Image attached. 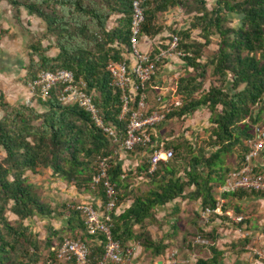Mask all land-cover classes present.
Listing matches in <instances>:
<instances>
[{
    "label": "trees",
    "instance_id": "obj_1",
    "mask_svg": "<svg viewBox=\"0 0 264 264\" xmlns=\"http://www.w3.org/2000/svg\"><path fill=\"white\" fill-rule=\"evenodd\" d=\"M7 1L16 9L23 8L28 16L40 19L45 26V35L54 40L56 53L53 56L46 53L49 46L41 48L39 41L29 45L30 52L23 67L24 83L40 71H70L75 81L85 83L104 124L115 130L117 141L121 140L125 136L127 115L118 119L120 103L117 93L109 86L110 78L105 68L109 62L121 61L126 51L131 0ZM142 7L141 36L146 37L160 33L161 28L157 26L160 14L176 8L183 9L187 15L192 14L188 29L171 31L170 38L177 40L175 53L182 55L178 59L191 69L192 74L176 81L170 98L180 99L179 105L170 107L164 122L206 108L210 113L208 146L212 151L192 155L179 170L182 146L167 143L164 149H171L170 159L149 173L148 162L140 168L156 183L154 188L135 197L117 213V205L123 200L117 195L123 169L119 161L111 159L116 141L98 130L85 111L76 105L59 103L53 91L44 101L35 100L36 105L43 108L42 112L33 107L10 104L0 92V111L3 113L0 117V264H37L40 260L39 242L22 221L33 216L49 217L53 211L39 200L32 185L26 182L24 174L27 172L35 174L39 169H49L53 176L76 190L94 189L99 210H103L107 202L103 180L93 185L92 179L97 174L98 159H108L105 181L113 186L115 199L114 210L110 212L111 237L123 248L137 243L144 252L157 257L171 250V246L153 240L145 229L144 222L152 218L155 208L175 199L199 200L201 208L214 207V189L216 191L223 184L229 172L221 170V156L236 151L240 162L246 153L245 141L252 136L253 126L264 120V0H144ZM229 15L237 18L234 27L227 26ZM111 19L113 25L107 27ZM191 30H198L201 41L191 38ZM213 36L217 38L216 51L202 63L203 49ZM165 48L166 45L153 48L150 54ZM209 67L214 82L195 99L193 96L200 90ZM158 92L155 78L147 81L146 103L156 98ZM151 142H154L153 136ZM147 149L148 145L137 146L127 153ZM227 196L264 199L262 194L241 190L221 195L222 198ZM74 206L66 211L67 224L78 235L73 234L68 239L83 241L88 247L89 259L96 262L103 255L104 239L85 234L81 214ZM225 209V205L222 206V210ZM7 212L14 215L18 223L11 224L6 218ZM191 234L192 237L198 234L204 241L215 239L213 233L198 228ZM62 240L60 238L57 244ZM246 243L247 240L238 242L241 248ZM45 247L47 262L41 264L59 263L49 239L45 240ZM208 250L211 259L198 260L196 264L217 262L221 252L213 246Z\"/></svg>",
    "mask_w": 264,
    "mask_h": 264
},
{
    "label": "rangeland",
    "instance_id": "obj_2",
    "mask_svg": "<svg viewBox=\"0 0 264 264\" xmlns=\"http://www.w3.org/2000/svg\"><path fill=\"white\" fill-rule=\"evenodd\" d=\"M210 4L211 2L209 1L207 4L208 9L210 8ZM191 16L192 14L187 15L183 9L180 8L171 9L160 14L157 19V26H159L161 30L160 33L156 35L158 37L156 42H160L161 44L156 43L153 45L154 48L156 45L160 48L166 45L163 43L169 41L172 30L188 29ZM228 18L230 22L227 23V26L234 27L237 24V18L230 15ZM112 25L113 20L111 19L107 23V27H111ZM198 33V30H191V38L201 41L198 38ZM210 39V44L203 49L202 58L200 60L202 63L216 51L217 38L213 36ZM37 41H39L41 48L49 46V49L46 51L49 56L55 55L56 50L53 47L54 40L45 35V26L41 20L34 16H28L23 8L16 9L10 6L7 0H0V58H2V55H5V53H10L12 57L15 56L12 58L13 63L16 59L25 66L28 53L30 52L29 45L35 44ZM17 66L12 67L14 73L17 72ZM210 71L211 69L209 67L202 81L200 90L193 96L195 99L206 92L208 87L213 84L214 78L210 75ZM159 72L157 80L155 79V85L160 88V95L164 102L159 105V102L154 100L155 98L151 99L153 96L150 93L149 97L151 102L147 104L149 108L155 107L154 109H156L159 106L169 108L170 102L172 101L170 94L174 89L176 81L181 77L192 74L191 69H188L182 62L178 61L167 62L163 68H160ZM24 77L25 72L23 71L21 76L15 78V81L19 79V83L16 84L18 89L23 91L24 95L22 99L16 100L14 96L7 99L2 89H0V92L6 102L10 104H20L29 108L33 107L37 112H42L43 108L36 105L35 101L32 99L29 104L30 100L25 90ZM173 100L177 99L175 98ZM2 115L3 113L0 111V117ZM209 117V111L201 107L180 119L167 120L155 127V135L153 137L154 144L162 143L163 147H166L167 143L180 144L183 154L178 161V166L179 170H181L187 159L192 155H198L200 151L205 154L212 151L208 146L210 129ZM149 154L150 149L145 151L135 150L130 153L120 152L111 156L113 161H120L123 169V176L121 177L122 184L117 191V195L123 198L117 205L119 211L125 209L135 197L144 195L156 185V183H153L146 176L143 170H140L143 165H148ZM221 162V170L230 171L233 166L239 162L237 152L233 151L229 154L222 155ZM156 168H158V166ZM156 168L154 170H156ZM147 173H149V171H147ZM179 175H182V173L180 172ZM24 176L26 182L32 185L33 192L39 200L53 211L49 217L33 216L22 221L23 226H26L28 231L33 234L39 242L40 260L37 264H41L47 262L45 240L49 239L54 247L57 245L60 238H71L73 234L78 235V232L76 233V231H74L75 233H73V231L70 230V226L67 224V209L80 200L84 201L87 197L88 200L94 201V198L97 199V196L94 194L95 190L91 188L87 191L82 189L76 190L72 185L53 176L49 169H39L35 174L27 172ZM213 194L214 197L218 196L215 189ZM228 204L227 207L230 206V204ZM256 204L259 205L260 203ZM200 209L199 200L190 201L187 199H175L162 207H156L155 211L152 213V218L145 220L144 226L153 240L162 241V243L165 244L169 243L172 249L178 245L181 240L193 239L192 234H190L192 232L190 226L192 225L191 222H196ZM6 218L13 225L18 223L17 218L8 212L6 213ZM135 228L136 227H134V229ZM184 232L186 233L185 235ZM152 258L153 256L151 254L146 253L144 260L145 264H152Z\"/></svg>",
    "mask_w": 264,
    "mask_h": 264
},
{
    "label": "built area",
    "instance_id": "obj_3",
    "mask_svg": "<svg viewBox=\"0 0 264 264\" xmlns=\"http://www.w3.org/2000/svg\"><path fill=\"white\" fill-rule=\"evenodd\" d=\"M144 0H131L130 3V24L126 51L122 54L119 62H109L105 68L110 78L109 86L116 94L120 103V113L118 119L125 115V136L117 141L115 130L104 124L102 115L92 100V94L86 89L82 81H75L73 74L68 70L40 71L35 78L25 83V90L29 98L35 101H44L50 92L55 93L56 100L63 105H76L85 111L93 125L105 136L116 141V153H127L137 146H147L150 149L148 156V171H153L160 163L166 162L171 158L172 151L164 149L162 143L154 144L151 142L152 131L155 127L162 124L166 113L170 107L179 105V101L174 100L170 107H158L149 110L146 103L145 84L147 81L156 77L158 64L171 56L177 58L182 56L175 53L177 40L171 37L166 44V48L157 53H144L139 49L141 36V26L144 22L143 15ZM156 101H160L157 97ZM247 147L239 165L230 170L223 184L217 188L218 195L232 193L238 190L246 193H258L264 195V170L256 169L252 161L261 153H264V120L253 126L252 136L245 141ZM108 159L102 158L97 161V174L92 179L93 185L101 180L107 202L103 210L95 209L92 205L78 204L73 208L81 214L84 232L88 236L99 235L104 239L103 255L92 262L88 257V247L79 239L63 240L51 248L55 253L59 263L65 264H132L134 248L137 243H130L126 247H121L118 241L111 237V218L110 212L114 210L115 199L113 186L106 178L108 169ZM214 207L201 208L198 213V220L201 225L209 223L212 216H229L222 211L223 201L221 198L215 199ZM243 217H232L234 223H240ZM264 237V233L262 234ZM254 243L244 247L245 253L256 260L264 262V244ZM192 243L207 244L198 234H195ZM153 264H156L153 262ZM162 264H189L187 259L177 256L175 250H169L163 255Z\"/></svg>",
    "mask_w": 264,
    "mask_h": 264
},
{
    "label": "crops",
    "instance_id": "obj_4",
    "mask_svg": "<svg viewBox=\"0 0 264 264\" xmlns=\"http://www.w3.org/2000/svg\"><path fill=\"white\" fill-rule=\"evenodd\" d=\"M157 38V36H142L139 41V49L144 53H150L154 48L153 45H155L156 43L161 44L160 42H156ZM155 48L160 49V47L157 45L155 46ZM14 57H12L10 53H5V55H2V58H0V89L3 90V94L7 99L11 96H14L16 100H19L20 98H23L24 94L23 91H21L17 87L16 83H19V79L18 81H15V78L21 76L22 72L24 71V66L21 64L22 62L16 59L13 63L12 58ZM176 61L181 62L176 56H171L164 59L158 66L159 71L160 68H163L165 64H167V62ZM13 66H17L16 68H18L17 72L15 71L16 73H14V71L12 70ZM158 75H156L155 77L156 80ZM160 94L161 92L159 88V92L155 98L156 100L157 97H159V105L164 102L162 101L163 98ZM173 101L174 100L172 99L171 102ZM160 107L163 106H159V108ZM154 129L151 133L153 137L155 135ZM239 163L240 162L234 165L233 168L237 167ZM252 164L256 169L264 170V153H261L256 159H254L252 161ZM216 198H221V200L223 201V206L225 205L226 207L225 211H222L227 213L229 216L222 215L226 218H222V216H212L208 224L201 225L199 223L197 215L196 222H191L192 225L190 226V229H192L191 233L195 232L196 228L202 230L205 233H213L215 238L213 242L206 241L207 244H200L194 242L192 243L190 240H181V242L173 247L172 250H175L177 252V256L179 258L187 259L189 261V264H196L198 260H210L212 256L208 250L209 246H213L217 251L221 252V255L218 258L217 262L212 264H264L263 261L249 257L244 250V247L246 245L254 243L256 239H259L258 244H264V237L262 236V234L264 233V199H255L256 197L253 196H227L226 198H222L221 195H218L217 197H215V199ZM228 203L230 204V206L227 207ZM256 203L260 204L257 205ZM74 204H88L99 210V200L95 198L93 201L88 200L87 197L86 199H84V201L80 200ZM116 212L120 213L121 211L116 209ZM232 217H243V220L240 223H234L232 221ZM185 234L186 233L184 232V235ZM243 240H247V243L241 248L238 242L241 243ZM134 249V255L131 263L145 264L144 260L147 252L145 253L144 250L139 246H136ZM151 261L152 264L153 262L156 264H162L163 255L153 257Z\"/></svg>",
    "mask_w": 264,
    "mask_h": 264
}]
</instances>
